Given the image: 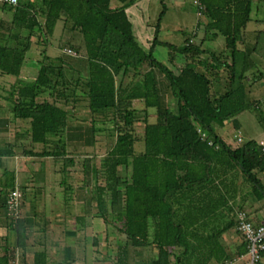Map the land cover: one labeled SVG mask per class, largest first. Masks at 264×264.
I'll use <instances>...</instances> for the list:
<instances>
[{
	"label": "trees",
	"instance_id": "obj_1",
	"mask_svg": "<svg viewBox=\"0 0 264 264\" xmlns=\"http://www.w3.org/2000/svg\"><path fill=\"white\" fill-rule=\"evenodd\" d=\"M135 1L0 3V8L10 13L8 20H0V74L17 77L33 30L49 36L59 19L63 27L77 34L79 42L70 46L73 54L66 53L64 48L62 53L75 57V51H81L85 63V75L81 76L79 70L67 61L64 63L60 56L45 55L30 81L12 83L3 96L12 117L6 119V128L9 122L25 121L24 132L30 148L22 149V155L42 160L50 158L53 162L61 160L57 171L63 175L73 161L65 149L67 139L84 138L90 145L91 136L100 130L90 119L89 134L83 130L88 135L66 134L74 109L68 105L69 98L71 103H76L81 96L88 112L95 115L110 111L109 147L99 168L89 163L85 168L89 167L92 178L87 202L94 209L89 220L102 221L103 240L109 235L114 238V264H125L130 252L140 257L134 264H219L223 261L242 264L247 257L246 241L235 228L236 215L238 212L252 214L243 205L249 194L264 205V184L257 177L264 170V153L257 140L240 141L239 138L237 142L236 134L232 137L237 144H229L215 127L229 120L237 130L235 116L244 110L258 109L259 89L254 83L262 77L259 68L264 69V30L247 31L244 27L250 19L251 3H264V0H199L200 7L191 2L195 8L194 27L179 45L155 37L166 10V0H157L160 9L147 47L134 38L124 11ZM196 29L201 30L202 36L193 41ZM218 36L222 40L217 44L205 43V39ZM156 44L182 55V65L174 66L172 71L157 61L151 53ZM259 61L263 63L260 67ZM143 64L145 69L138 72ZM128 69L133 71L131 77L121 84L120 79ZM67 72L75 75L65 76ZM76 90L81 95H75ZM43 93L50 99H37ZM164 95L174 99L173 110L165 106ZM134 101L141 107H133ZM134 122H141L142 147L138 153L133 150ZM12 134L11 140L0 145V212L6 216L5 228L15 234L14 246L23 250L24 219L5 214L6 195L16 188L20 212V199L26 198L28 192L37 194L41 189L33 192L26 190L25 183L15 184L13 139L18 131ZM125 169L127 178L121 174ZM236 171L241 174L242 182H250L239 187V193L236 188L228 189L229 176H234ZM63 182L61 178L58 183ZM65 189L71 190L69 185ZM218 193L220 205L215 204ZM29 202L32 204L33 200ZM75 220L80 225L84 222V228L90 225L84 215L76 216ZM228 230L240 238L232 248L227 247L222 237ZM66 233L74 235L76 230ZM117 234L123 241L115 238ZM7 248L6 243L0 252V264H8ZM141 250L148 251L144 258L140 256ZM64 253V258H70L68 247ZM259 254L262 258L264 250ZM45 259L44 250L32 251L31 264H47Z\"/></svg>",
	"mask_w": 264,
	"mask_h": 264
},
{
	"label": "rangeland",
	"instance_id": "obj_2",
	"mask_svg": "<svg viewBox=\"0 0 264 264\" xmlns=\"http://www.w3.org/2000/svg\"><path fill=\"white\" fill-rule=\"evenodd\" d=\"M171 0L164 1L166 10L160 18L159 27L155 33V37L163 42L173 45H179L182 42L184 36L190 34L191 29L194 27V5L191 0H183V5L180 8H175L170 4ZM263 2L253 1L251 3L250 20L246 22L245 30L264 29V23L253 21L254 18H262L264 15ZM144 6V8H142ZM260 5V6H258ZM257 6V7H256ZM135 7H139L142 13L134 10ZM255 7L258 10L256 13ZM263 7V8H262ZM160 7L157 0H141L136 6L130 5L128 7V16L130 17L132 34L136 41L143 47L149 45L150 39L153 37L154 23ZM10 17L9 12H5L0 8V20H8ZM41 21V18L38 17ZM144 21H148L146 25ZM196 36L193 41H197L200 35V29H196ZM21 33V32H20ZM23 34V32L21 33ZM30 43L27 51L24 54L23 61L20 66L19 74L17 77L0 74V120H3V124L0 123V145L6 143V140H11L12 133H17L13 141H15L16 156L13 158V168L16 172L18 182L22 181V178L27 179L28 176H33L34 170L45 167V170H51L50 174L44 176L45 186L42 190L41 196L38 194H31L28 192L26 198L20 199V212L18 216L20 219H24L23 228L25 230V249L21 250L19 247L14 246L15 234L14 232H8L5 228L6 216L0 212V252L2 247L7 243L8 252V264H31V253L34 250H44L46 253L47 264H114L116 257V246L113 243L111 236H106L103 240L101 230L102 224H99L97 220L90 219L89 214L93 212V204L85 201L88 199L90 188L92 187V178L90 169L87 163L99 168V162L104 156L106 150L109 147L112 136L107 134L108 127L111 126L110 118L111 112L106 111L101 115H95L86 109V103L81 98V93L76 90L75 95L79 96L76 103H71L72 100H68V105H73L72 115L69 117V131L66 134L80 133L82 136H86L87 126L90 119L95 121L94 126L100 130L95 132L91 136L90 145L84 139L76 140L72 136L67 139L66 150L68 156L73 158L72 164L68 165L65 174H61L58 168L61 165V160L54 161L50 158L39 159L34 157H24L21 153L22 149L30 148V142L24 130L27 128L25 121H12L8 123L6 128V119L10 120L11 114L9 111L8 101L3 99L6 95V91L10 88L12 83H18V81L27 82L30 81L38 68L39 62L43 57H55L60 56L68 62L73 69L79 70L78 74L85 75V63L83 61L82 52L75 51L77 55L71 57L67 54H63L61 48H70L73 44H78V36L74 31H70L67 27L62 26L61 20H57L54 24L51 35H43L38 30L34 29L32 35L29 37ZM216 40H222L220 36ZM64 51V50H63ZM152 56L159 62L166 65L172 71L174 66L179 67L182 65L183 56L178 53H172L166 48V46L156 44L151 50ZM170 56H173L171 61ZM262 61H259L258 66L262 65ZM260 67V66H259ZM145 69V64L138 68V72H142ZM262 77L254 83L258 87L259 92L256 95L258 99V109H248L239 112L235 118L238 122V129L234 130L231 127L230 121H224L221 127H215V131L229 144H237L232 134H236L240 141L246 139H257L264 136V69L259 68ZM133 71L128 69L127 72L120 79L121 84L127 83L131 77ZM75 75L74 72H67L65 76ZM247 74V73H246ZM162 77L161 74L157 75ZM248 77V75H247ZM136 77H133V79ZM117 79V78H116ZM45 98L49 100L46 93L39 96L40 99ZM165 106L173 110L174 99L167 95L163 96ZM60 103V102H59ZM135 108H140L141 104L134 101L132 104ZM150 111V116L152 112ZM152 119V117H150ZM103 129V130H102ZM86 130V134L83 133ZM133 139L134 153L141 151V122L133 123ZM74 139V140H73ZM37 149V145L33 146ZM9 162V161H8ZM85 163V165L83 164ZM83 164V165H82ZM84 171L86 172L83 173ZM45 173V172H44ZM38 174V173H37ZM124 177H128V170L125 169L121 172ZM233 174V173H232ZM99 175V174H98ZM30 176V178H31ZM39 177V176H36ZM258 178L261 179V175L258 173ZM61 178H64L63 184H59ZM229 190L236 188V193L239 187L242 185H250V182H242L241 174L236 171L234 176H229ZM99 182L100 178H97ZM44 181V179H43ZM24 182V181H23ZM262 182V180L260 181ZM86 187L84 190L80 185ZM263 184V183H262ZM66 185L70 186V192L66 191ZM233 187V188H232ZM232 188V189H231ZM264 188V186H263ZM69 195V198L65 196ZM238 196V194H237ZM236 196V197H237ZM30 199L33 200L30 204ZM219 193L216 195L215 204L220 205ZM71 201H74L71 203ZM87 202V203H86ZM261 200H259V203ZM215 206V205H214ZM219 214L216 212V215ZM84 215V218L90 221V225H80V222L75 220L76 216ZM220 215V214H219ZM218 215V216H219ZM87 220H85L87 222ZM88 223V222H87ZM83 226V229L80 228ZM76 230L74 235H69L66 232ZM8 236V237H7ZM224 242L227 247L232 248L235 244L239 243V236L234 231L228 230L224 233ZM115 238L123 241L120 234L115 235ZM68 247L70 250V258H64V248ZM144 251V252H143ZM130 252V251H129ZM148 251L141 250L140 256L145 257ZM140 259L137 258L133 252L127 253L126 263L134 264ZM262 262L263 259L261 258ZM125 263V264H126Z\"/></svg>",
	"mask_w": 264,
	"mask_h": 264
},
{
	"label": "built area",
	"instance_id": "obj_3",
	"mask_svg": "<svg viewBox=\"0 0 264 264\" xmlns=\"http://www.w3.org/2000/svg\"><path fill=\"white\" fill-rule=\"evenodd\" d=\"M191 2L200 7L199 0H191ZM0 3L8 5H14L16 0H0ZM64 51L68 54H73L69 48H64ZM236 141H239V137H236ZM257 144L260 146V150L264 153V140L258 139ZM19 192L16 188L7 193L5 199V214L8 216H18L19 212ZM235 228L240 232L243 239L246 241V260L242 264H254L259 261L260 251L264 250V205L259 208L256 213L245 215L244 212H238L236 215ZM219 264H231L230 261H223Z\"/></svg>",
	"mask_w": 264,
	"mask_h": 264
},
{
	"label": "crops",
	"instance_id": "obj_4",
	"mask_svg": "<svg viewBox=\"0 0 264 264\" xmlns=\"http://www.w3.org/2000/svg\"><path fill=\"white\" fill-rule=\"evenodd\" d=\"M141 0H136L135 2H133L131 5L132 6H136L139 2H140ZM170 4L173 6V7H175V8H180L182 5H183V0H171V2H170ZM262 4H264V3H262ZM130 6V5H129ZM129 6H127L125 9H124V11H125V13H126V15L128 16V13H131L130 11H128V7ZM144 6L145 5H143V7L142 8H144ZM258 6H260V5H258ZM257 7V6H256ZM255 7V11H256V13L258 12V10L259 9H257ZM263 8V7H262ZM134 10H137L138 12H140V13H142V11H141V9L139 8V7H135V9ZM263 12H264V8H263ZM264 15V14H263ZM128 19L130 20V17L128 16ZM250 20V19H249ZM253 21H255V22H260V23H264V16L262 17V18H254V20ZM144 23L147 25L148 24V21H144ZM246 25V24H245ZM245 28V27H244ZM252 30H264V29H255V28H253ZM247 31H251V30H247ZM201 36H202V33H201V30H200V35H199V38H201ZM205 40H207V41H205ZM204 41H205V43L206 44H209V45H211V46H213L214 44H217V42H218V40H216V38L215 39H205ZM239 125V124H238ZM258 139H262V140H264V136L263 137H260V138H257V139H255V140H258ZM37 171L35 172V170L33 171L34 172V174H33V176H31V174H30V176H31V178H30V176H28V178L27 179H25V178H22V181L21 182H18V179H17V176H16V172H15V178H14V182H15V184H21V183H25V185H26V190H29L30 189V191H37L36 189H41L40 191L41 192H37V194L39 195V197L42 199V196H41V193H42V190L44 189V186H45V183H46V181H45V178H44V176H45V174H46V176L48 175V174H50V172H51V170H48V169H46L45 170V167H43V168H38V169H36ZM57 171V170H56ZM45 172V173H44ZM38 173V174H37ZM259 174L261 175V179L259 178V180L261 181L262 180V182L261 183H263L264 184V170L262 171V172H259ZM258 175V174H257ZM36 176H39V177H36ZM43 179H44V181H43ZM24 181V182H23ZM81 186V188H83L84 190L86 189V187L84 186V184L83 185H80ZM32 187V188H31ZM85 201H87L86 199H84ZM237 200L238 199H236V202H237ZM74 201H71V203H73ZM75 203V202H74ZM243 205H244V208L247 210V211H249V212H251V213H256V212H258L259 211V208L261 207V204L259 203V200H254V198H253V195L252 194H249L246 198H245V200H244V202H243ZM96 220V219H95ZM97 222H99V224H102V221L101 220H97ZM102 226H104L103 224H102ZM101 230L102 231H104V227H102L101 228ZM109 236H111L112 237V235H109ZM222 237L223 238H225L224 237V234L222 235ZM114 239V238H113ZM238 244V243H237ZM237 244H235V245H237ZM144 252V251H143ZM154 253V250L152 251V254ZM262 259H263V261H262V264H264V256L262 257Z\"/></svg>",
	"mask_w": 264,
	"mask_h": 264
}]
</instances>
